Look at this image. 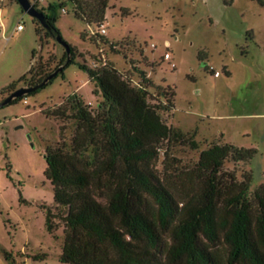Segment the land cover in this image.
<instances>
[{
    "label": "rangeland",
    "instance_id": "obj_1",
    "mask_svg": "<svg viewBox=\"0 0 264 264\" xmlns=\"http://www.w3.org/2000/svg\"><path fill=\"white\" fill-rule=\"evenodd\" d=\"M30 1L44 13L48 4L59 5L57 27L78 49L77 63L90 68L97 63L96 69L113 64L133 86L146 72L154 84L149 87L154 103L175 93V109L163 117L168 125L194 135L199 147L171 143V166L165 165L161 149L155 169L179 201L194 189L185 173L212 144L257 149L250 162L229 158L224 171L238 181L252 174L250 193L264 184V6L258 0L231 5L224 0H110L106 35L76 18L69 2ZM64 51L57 39L42 47L32 16L16 0H0V91L41 56L59 60ZM199 52L208 57L207 70ZM77 63L35 95L0 107V264H68L60 261L63 223L56 220L55 235L45 225L46 208L57 211L45 176V151L62 140L70 145L76 122L47 117L42 110L77 92L97 111L102 93H94L95 83ZM22 86L29 85L18 88ZM6 97L0 95V102Z\"/></svg>",
    "mask_w": 264,
    "mask_h": 264
},
{
    "label": "trees",
    "instance_id": "obj_2",
    "mask_svg": "<svg viewBox=\"0 0 264 264\" xmlns=\"http://www.w3.org/2000/svg\"><path fill=\"white\" fill-rule=\"evenodd\" d=\"M224 1L231 5L235 0ZM258 1L264 6V0ZM67 2L76 18L98 29L104 24L110 0H64L61 6ZM58 7L48 4L47 27L33 18L42 47L50 39L64 40L57 27ZM68 47L59 60L50 56L44 61L41 56L26 74L2 88L0 95L9 96L21 83L36 86L60 67L58 75L64 74L77 63L79 54L76 47L69 43ZM36 54L34 50L32 60ZM207 58L199 52L206 70ZM77 64L95 83L94 93H102L97 111L77 92L62 104L42 110L47 117L76 122L70 145L62 140L45 151V176L57 205V211L46 208L45 225L55 235L56 220L63 223L60 261L264 264V184L250 193L252 174L238 181L235 174L224 171L226 160L250 162L257 149L212 144L185 173L194 189L179 201L155 169L161 149L165 165L171 166V158L167 159L171 143L199 147L194 135L168 125L163 117L175 109V93L164 94L165 101L154 103L149 90L154 84L146 72L141 71L140 84L133 86L113 64L98 69ZM55 78L10 104L35 95Z\"/></svg>",
    "mask_w": 264,
    "mask_h": 264
},
{
    "label": "water",
    "instance_id": "obj_3",
    "mask_svg": "<svg viewBox=\"0 0 264 264\" xmlns=\"http://www.w3.org/2000/svg\"><path fill=\"white\" fill-rule=\"evenodd\" d=\"M16 1L19 3V5L22 7V9L25 12H27L29 15L32 16V18L39 20L42 25L47 27L45 13L42 10L38 9L34 3H32L30 0H16ZM57 40L63 44V46L66 48L67 51L69 50L68 43L65 40L60 39V38H58ZM60 70H61V67L58 68L57 70H54L40 84L36 86H22L16 89L13 93H11L8 97H6L2 102H0V107L8 105L13 101V99L25 96L31 91L47 84L49 81H51L53 78H55L59 74Z\"/></svg>",
    "mask_w": 264,
    "mask_h": 264
},
{
    "label": "built area",
    "instance_id": "obj_4",
    "mask_svg": "<svg viewBox=\"0 0 264 264\" xmlns=\"http://www.w3.org/2000/svg\"><path fill=\"white\" fill-rule=\"evenodd\" d=\"M23 29V25L22 24H19L18 26H17V30L18 31H20V30H22ZM106 27L104 26V24L102 25V27L100 28V30H99V32L102 34V35H106ZM167 44V46L169 45V43L167 42L166 43ZM164 57L166 58V59H169L170 58V53L168 52V53H166L165 55H164ZM174 65V64H173ZM98 65H97V63H94V64H92V67L93 68H95V67H97ZM216 75H219V72H217L216 73Z\"/></svg>",
    "mask_w": 264,
    "mask_h": 264
},
{
    "label": "crops",
    "instance_id": "obj_5",
    "mask_svg": "<svg viewBox=\"0 0 264 264\" xmlns=\"http://www.w3.org/2000/svg\"><path fill=\"white\" fill-rule=\"evenodd\" d=\"M107 17V16H106ZM107 30V29H106ZM106 34H107V31H106ZM92 68V67H91Z\"/></svg>",
    "mask_w": 264,
    "mask_h": 264
}]
</instances>
